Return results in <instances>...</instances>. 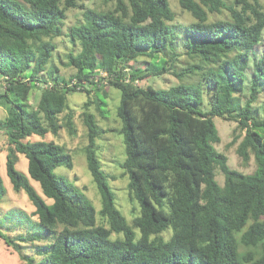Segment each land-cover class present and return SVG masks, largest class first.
Returning <instances> with one entry per match:
<instances>
[{"label":"trees","instance_id":"1","mask_svg":"<svg viewBox=\"0 0 264 264\" xmlns=\"http://www.w3.org/2000/svg\"><path fill=\"white\" fill-rule=\"evenodd\" d=\"M86 1L0 0L5 170L13 189L26 193L40 228L10 236L0 227V239L19 264H264V0H178L193 20L186 25L175 22L168 0H113L109 10ZM70 10L82 19L64 32ZM63 35L69 46L62 62L74 70L69 80L48 67L58 52L53 40ZM141 57L147 61L137 66ZM180 57L190 63L177 71ZM165 74L178 84L139 85ZM106 85L120 92V168L138 212L128 223L115 205L96 154L102 131L87 101L84 154L101 225L83 189L54 173L71 170L72 156L54 142L28 139L64 127L75 134L68 95L104 92ZM38 89L33 108L30 94ZM215 117L237 124L231 144L241 138L236 153L243 165L254 159L251 174L230 169L215 149ZM19 154L28 176L15 167ZM5 193L0 176V205ZM23 244L39 258L23 255Z\"/></svg>","mask_w":264,"mask_h":264},{"label":"rangeland","instance_id":"2","mask_svg":"<svg viewBox=\"0 0 264 264\" xmlns=\"http://www.w3.org/2000/svg\"><path fill=\"white\" fill-rule=\"evenodd\" d=\"M168 1L172 12L175 14L176 23L186 25L193 21L191 16L180 8L178 0ZM113 4V0H89L85 2V5L88 8L97 10H109L112 8ZM66 17L65 27L63 29L64 32L67 31L68 27L82 19L81 11L70 10L67 12ZM53 43L56 45L58 52L54 53V59L50 62L48 67H57V74L60 77L69 80V77L74 73V70L64 66L62 62V60L65 62L67 61L66 53L68 51L66 47L69 46V41H67V38L63 35L60 38L54 39ZM179 48L180 47H178V49ZM144 61H147V59L145 57H141L135 64L137 66H142ZM189 63L190 61L188 59L180 57L179 62L175 65V69L177 71L186 69ZM184 81L187 82L186 78H184L182 82ZM178 82L179 81H177L173 75L165 74L161 77H152L148 80H143L139 82V85L143 87L150 85L155 89H168L171 86L177 85ZM3 91L4 83L0 77V93ZM103 91L104 92L100 91L90 93L88 96L82 93H72L68 95L67 105L74 111L72 122L75 134L71 135L68 129L64 127L59 130L58 135L52 133H48L44 137L33 135L28 140L31 142H54L55 144L62 146L65 149V152L72 156L73 168L71 170L63 167H57L54 170V173L63 177L67 182L73 183L78 188L83 189V193L86 198L91 202L97 212V223L105 225L98 215V212L101 209L100 196L87 169L84 154V149L87 144V130L83 123V112L85 111L83 105L85 102L90 101L91 104L88 111L93 115L97 126L102 131L98 139H96V154L100 161L101 169L106 174L109 186L114 194L115 205L124 215L127 222L130 223L137 214L138 207L136 204L131 203L128 199L126 189L128 180L126 176L123 175L122 169L120 168V164L125 158L122 139L118 134L121 124L116 115L120 101V92L107 85L104 87ZM103 93H106V96H104ZM30 96V105L34 108L36 107L40 96V89L33 90ZM96 100L98 104L99 102L101 104L98 105ZM6 111L7 106L4 103H0V119H3L6 116ZM65 113L61 116V122H63L62 117L65 116ZM214 124L220 136V143L215 145V149L227 157L228 167L243 174H251L255 170L254 159L251 158L247 165H243L241 159L236 153V148L241 138L234 144H231L233 136L238 135V131L235 132L237 124L218 117L214 118ZM6 147L7 140L3 134H0V176L6 190L0 205L1 230L10 236H17L25 233H37L40 231V228L35 225L36 219L31 216L34 207L30 203L24 191L16 192L13 189L9 178L7 177L5 170ZM15 167L19 172L28 176L27 160L23 155H18ZM215 174L217 183L222 185V173L217 169ZM29 181L37 193L45 199L39 184L30 178ZM6 212H9L10 214L4 216L3 213ZM18 215L21 219L18 218ZM169 235L170 231L165 233L164 237L168 238ZM47 238L48 237L43 238L42 241ZM43 243L46 242H40L37 244L42 245ZM22 254L25 256L33 255L39 258V255L36 254L34 248L28 247L27 244H23ZM19 263L20 260L15 251L11 247H8L3 240L0 239V264Z\"/></svg>","mask_w":264,"mask_h":264},{"label":"built area","instance_id":"3","mask_svg":"<svg viewBox=\"0 0 264 264\" xmlns=\"http://www.w3.org/2000/svg\"><path fill=\"white\" fill-rule=\"evenodd\" d=\"M102 75V77H105V75L104 74H101L100 73V76ZM75 82H72L70 85H73Z\"/></svg>","mask_w":264,"mask_h":264}]
</instances>
